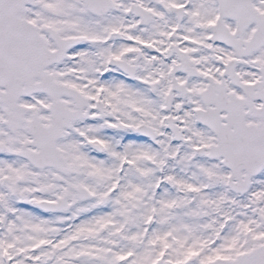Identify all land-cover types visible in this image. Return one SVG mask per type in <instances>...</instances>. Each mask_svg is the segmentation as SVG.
I'll use <instances>...</instances> for the list:
<instances>
[{
    "label": "snow or ice",
    "instance_id": "obj_1",
    "mask_svg": "<svg viewBox=\"0 0 264 264\" xmlns=\"http://www.w3.org/2000/svg\"><path fill=\"white\" fill-rule=\"evenodd\" d=\"M0 264H264V0H0Z\"/></svg>",
    "mask_w": 264,
    "mask_h": 264
}]
</instances>
